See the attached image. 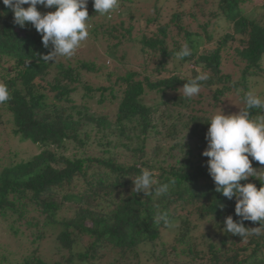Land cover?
Instances as JSON below:
<instances>
[{"label":"trees","instance_id":"trees-1","mask_svg":"<svg viewBox=\"0 0 264 264\" xmlns=\"http://www.w3.org/2000/svg\"><path fill=\"white\" fill-rule=\"evenodd\" d=\"M138 2L119 0L105 16L91 0L87 7L90 36L107 43V54L115 58L117 48L131 44L143 58L142 71L153 61L155 69L142 78L116 66L99 74L105 64L93 61L45 62L54 45L46 48L30 22L16 25L0 0V83L11 96L0 104V132L9 126L10 141L36 149L26 161L0 166V228L8 238L0 244V264H264V235L243 239L224 231L228 216L237 223L242 218L235 214V198L216 191L209 158L202 155L211 117L194 107L203 92L211 93L213 108L236 93L244 110V95L264 84V1L260 14L250 17L244 7L253 0H216L202 23L197 14L180 11L166 21L157 3L143 15L134 8ZM206 5L203 0L199 7L202 16ZM188 19L198 23L191 26ZM223 23L227 31L219 36ZM230 42L237 46L231 49ZM185 43L193 54L178 62L175 53ZM227 51L240 69L236 79L224 73ZM201 72L209 79L200 82L197 96L185 98L183 85ZM83 73L96 75L97 82ZM147 94L159 99L146 104ZM144 169L157 183L138 193L134 181ZM247 183L264 186L256 177L241 181ZM163 184L167 192L157 194ZM159 213L178 229L168 228ZM200 224L205 232L198 237ZM42 243L52 246L48 256L40 252Z\"/></svg>","mask_w":264,"mask_h":264},{"label":"clouds","instance_id":"clouds-1","mask_svg":"<svg viewBox=\"0 0 264 264\" xmlns=\"http://www.w3.org/2000/svg\"><path fill=\"white\" fill-rule=\"evenodd\" d=\"M14 14V23L23 28L30 22L42 36V43L47 48L49 42L55 51L42 57L45 62L54 61L57 57L71 58L81 42L89 38L88 4L89 0H2ZM94 10L100 15H110L119 6V0H91ZM28 5L27 8L23 7ZM55 8L54 12L41 13L37 6ZM193 54L192 48L185 43L175 53V59L183 61ZM209 76L201 72L183 85V96L191 99L201 91L202 81ZM11 99L6 84L0 83V104ZM243 101L246 109L238 114L225 115L221 111L214 114L209 121L206 134L207 150L202 155L208 157L207 167L216 191L232 200L235 198V214L241 217L239 223L228 216L224 223L225 232L247 239L250 236L264 235V186L259 190L252 183L241 184L250 177H258L261 172L253 168V162L264 165V114L253 117V109L264 113V97L247 92ZM251 158V159H250ZM157 181L153 173L142 170L134 181V189L147 192ZM264 185V183H262ZM169 185L163 184L155 191L157 194L167 192ZM158 219L163 220L168 228L174 227L173 221L166 213H159ZM244 221L259 222L260 227L246 228Z\"/></svg>","mask_w":264,"mask_h":264},{"label":"rangeland","instance_id":"rangeland-1","mask_svg":"<svg viewBox=\"0 0 264 264\" xmlns=\"http://www.w3.org/2000/svg\"><path fill=\"white\" fill-rule=\"evenodd\" d=\"M141 1L146 3V5H144L143 3H139L138 0H135V2H138L139 5H137V4L134 5L135 9H137V10L139 9V11H141V12H139L140 14L149 15V12L151 10L149 8H145V7H147L148 5H154L157 3V6H159L162 9V12L164 14L163 16L166 19V21L169 20L171 13H173L174 11H180L184 15H187V14L196 15L197 14V17H199V19H198L199 22L202 23L203 21H205L207 19V18H205L206 16L209 17L210 14H208V13L211 10V8L215 9L217 6L216 0H206L207 5H206V9L203 8V11H205V12H204V16H202L199 12V10H201L199 7H200V5L203 6V0H172L168 3L167 2L164 3V0H141ZM263 1L264 0H253V2L251 4L246 5L244 7V12L247 13V15L250 17H253L255 15L260 14V11L258 10L257 6H259ZM161 5H162V7H161ZM27 7H28V5H26V8ZM38 11H40L42 14L52 12L51 8H44L43 6H39ZM136 16H138V14ZM96 22H98V20H96ZM186 23L191 25V26H195L198 22L197 21L195 22L193 19H188ZM139 25H141L142 29L145 28L144 21L141 22V24H139ZM227 27H228L227 24L223 23L222 29H219L217 31L218 35L220 36L222 33L226 32ZM148 28L149 27H147V29ZM149 29H148V31H152V30H154V27L152 26ZM88 30H90V28H88ZM99 39L100 38H98V40H96L95 37H91L90 32H89V38L87 40L81 42L80 47H78L76 49L74 55L71 58H67V59L69 61H71V63L72 62L74 63L78 60H86V61H91V62L93 61L98 67H102V65L105 64L106 68L103 69V71H100L99 74H104V73L110 72V71L114 70L113 68H114V66H116V67H120L123 69L125 68L126 70L137 71L140 73V77L142 78L144 75L152 72L155 69L154 68L155 64L153 63V61H149L147 66H146V70L142 71L143 69H142V67H140V65L143 64L142 63L143 58L140 56V54H138V49L136 50L135 46H133L131 44L121 45L119 48H117V52H116V55L114 58L111 55L107 54V52H106L107 43L105 41L102 42V40H99ZM112 43H113V41H112ZM228 45H230V47L232 49V47L237 46V43H235V42L231 43L230 42ZM54 51H55V48H54ZM122 56H123V59L120 62L119 59ZM233 57H235L233 51H227V53L224 54L223 66H224V73H229V74L234 73V75H236L235 76V79H236L239 76L240 69H238L237 67H235L233 65L234 64L233 63L234 62ZM65 59H66L65 57H57L55 61L56 62H57V60L65 61ZM5 67L7 70L10 69V65L5 66ZM83 77L85 80H87L91 83L95 84L97 82L96 81V75H94V74L83 73ZM262 91H264V84L259 81L257 83L256 87L252 90V92L257 95L259 93H262ZM202 95H203V97L201 98L202 103L199 105H196L194 107L197 110L200 109L202 111H207L210 117H212L214 114H217L219 111H221L225 115L238 114L244 107L242 100L238 97V95L236 93H230L229 95H227L223 99L222 103L217 104L216 107H214V108L211 106L212 102L208 100V99H210L209 96L211 95V93L203 92ZM158 99H159L158 94H147L144 97V102L146 104H152L153 102L157 101ZM105 110H106L105 111L106 113L112 114V112H113V108H110V107H108ZM4 131L5 132H2V133L0 132V158H2L5 162L0 161V166H2L3 163H8L9 161L11 162L13 159L16 161H19V162L20 161H26L33 154L36 153V149L31 144H29L28 142L18 143V141L15 140L14 141L15 143H14L12 140L10 141L9 140L10 139V127L9 126H7L6 129H4ZM14 152H18V154L16 156H12V154ZM254 169H256L257 172L259 173L261 171H264V165H260L259 162H257V166ZM256 178H261L264 180V172H261L260 175ZM67 215H68V213H67ZM177 227H178V225L176 224L174 227L175 228L174 231H176L178 229ZM192 231L195 232V230L190 229L191 234H192ZM196 231H198V234L196 236H198L199 234L200 235L203 234L205 232L204 226H202V224L198 225V228L196 229ZM6 233L7 232L5 230L0 228V244L1 245L3 244L4 246H5L6 239H8V238H5ZM208 233L212 234V230L209 229ZM47 241H50V239H47ZM51 248H52V246L49 243H42L41 247H40V252L43 256H48ZM11 249L12 248H10V250ZM16 256H17V254H16Z\"/></svg>","mask_w":264,"mask_h":264}]
</instances>
